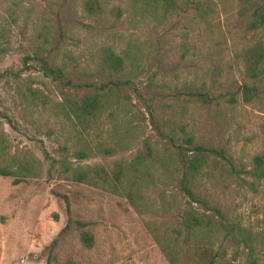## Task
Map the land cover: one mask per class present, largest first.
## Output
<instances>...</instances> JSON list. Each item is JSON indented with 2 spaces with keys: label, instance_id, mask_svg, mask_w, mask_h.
<instances>
[{
  "label": "rangeland",
  "instance_id": "1",
  "mask_svg": "<svg viewBox=\"0 0 264 264\" xmlns=\"http://www.w3.org/2000/svg\"><path fill=\"white\" fill-rule=\"evenodd\" d=\"M84 1L0 0V74L15 73L0 79V165L32 169L21 178L0 175V264H169L148 229L164 230L169 216L160 211L162 199L171 202L175 195L169 162L153 170L145 197L149 211L141 215L104 189L45 175V154L58 158L61 146L72 151L81 143L79 132L90 146L127 142L125 151L96 155L87 164L128 159L144 141L160 149L153 124L167 135L179 136L183 129L197 143L227 151L229 161H207L195 189L227 222L256 236L258 264H264V184L252 191L249 178L236 173L264 147V97L246 105L237 91L235 103L226 102L241 83L238 53L257 39L264 42V26L244 32L237 0H174L179 8H165L161 0H99L104 13L92 17ZM114 7L116 18L110 14ZM105 47L124 58L137 93L105 108L85 133L61 109L62 89L42 76L33 58L46 56L50 64L94 81L101 79ZM67 219L72 223L59 233ZM81 233L91 237L89 247ZM219 245L226 258L234 254L221 235L213 240V248ZM206 260L189 250L176 264ZM242 262L238 253L233 264Z\"/></svg>",
  "mask_w": 264,
  "mask_h": 264
},
{
  "label": "trees",
  "instance_id": "2",
  "mask_svg": "<svg viewBox=\"0 0 264 264\" xmlns=\"http://www.w3.org/2000/svg\"><path fill=\"white\" fill-rule=\"evenodd\" d=\"M155 1V0H153ZM165 8H179L174 0H161ZM83 10L92 16L104 13L99 0H85ZM110 14L118 17L119 10L114 7ZM237 19L243 31L255 33L264 26V0H237ZM241 63V83L237 89L228 93L226 102L235 103L236 92H240L241 100L249 105L254 100L264 97V42L255 40L242 48L238 53ZM28 60L30 58H27ZM37 70L43 77L59 86L63 92V111L71 113L75 123L85 133L90 124L95 123L97 116L107 107L120 104V101L129 98V93H137L133 82L125 73L124 58L109 47L101 49L99 54V80L88 81L65 71L63 68L52 65L46 56H35ZM14 72L6 71L0 74V79H6ZM237 92V93H238ZM196 97L204 102L209 99L206 93H196ZM6 122L11 125V120L6 116ZM13 124V123H12ZM158 137L161 139L162 148L154 149L147 141L128 159H114L101 164H87L85 161L91 157H112L126 150V140L119 138L111 145L90 143L81 135L78 147L69 151L66 146L58 148V158L49 157L45 175L49 179L70 181L77 184L104 189L109 193L123 197L139 214L149 211L146 204V191L153 185V170L166 169L167 162L172 167L173 185L175 195L171 202L162 199L161 212L167 215V220L162 222L164 229L149 228V232L169 264H176L180 255H185L189 250L200 251L206 257L202 264H233L238 253L243 255L241 264H258L256 253V236L250 231L236 224L227 222L224 214L215 206L200 197L195 189V180L211 157L229 161L230 156L224 148L207 147L197 143L193 136L183 129H179V136L167 135L160 127L153 124ZM164 141V142H163ZM231 165V163H230ZM28 168L11 170L7 165H0V175L8 176L17 174L23 177ZM236 173L246 175L250 182L248 186L256 191L259 184H264V147L253 155L246 169ZM65 212H69L66 198L61 196ZM177 198L183 200L177 202ZM71 220L67 219L59 233L66 231ZM82 228L84 224L73 222ZM147 225V224H146ZM169 228V230H168ZM221 235L235 247L234 254L226 258L225 248L221 245L213 248V240ZM80 241L85 247L90 246L91 237L87 233L80 234Z\"/></svg>",
  "mask_w": 264,
  "mask_h": 264
}]
</instances>
